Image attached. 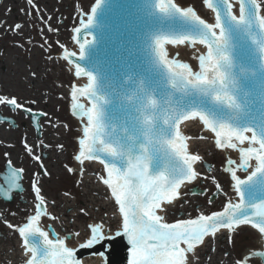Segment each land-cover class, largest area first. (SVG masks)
I'll list each match as a JSON object with an SVG mask.
<instances>
[{
	"label": "snow or ice",
	"instance_id": "1",
	"mask_svg": "<svg viewBox=\"0 0 264 264\" xmlns=\"http://www.w3.org/2000/svg\"><path fill=\"white\" fill-rule=\"evenodd\" d=\"M26 2L30 6L33 5V0ZM202 2L213 14L212 22L202 18L193 6H180L174 0H156L154 9L165 18L178 21L179 30L160 33L153 37V65L163 72L168 86L173 92L181 94V98L190 95L208 97L213 104L226 106L233 115L226 120L198 107L185 108L180 101L170 104L162 116L163 130L167 131L162 130L160 138L155 143L176 161L171 168L156 174L150 173L149 165L153 157L149 146L154 141L147 133L144 135L145 143L139 146L140 154L135 156L132 155L131 147L124 149L101 138L105 130L102 105L106 101L98 92L97 77L79 65L75 67L76 77H87L86 86L73 87L71 93L72 109L87 121L83 128V139L79 141V154L75 156V160L82 164L85 160L96 159L103 165L107 173L103 184L111 190V196L119 206V215L122 216V224L119 217L117 218V227L122 228V231H117L116 236L126 237L131 246L128 264H191L190 255L199 253L200 247L207 243L206 237H216L221 230L231 233L238 225L251 224L264 235V198L259 202L255 201L257 193L264 197V127L257 132L250 125L241 126L234 123L240 119L242 109L236 97L228 90L226 83L228 74L222 68L223 65L231 66V58L224 49L229 45L233 33H238L250 37L260 55L261 69L264 70V14H262L264 0H202ZM102 3L103 0H95L91 14L87 16V23L81 21L83 28L87 29L93 25L95 13ZM14 27L19 29L22 25L17 24ZM75 31L79 33L80 28H76ZM90 43L92 41L87 39L79 43L80 59L84 58L85 47ZM166 45L177 46L173 50L175 58H170ZM181 45L194 49L201 45L206 49V54H198L195 57L198 61V70H194L186 62H180L178 46ZM73 55L74 53L67 54L65 59L70 60ZM231 83L235 84V81ZM171 96L172 93L169 94L170 99ZM81 97L87 99L88 105L80 102ZM0 105L17 109L23 107L16 98L9 99L3 95H0ZM147 106L153 108L158 106L157 99L151 94L147 97ZM24 111L30 112V109L25 108ZM38 115L44 114L33 112L31 119L35 121ZM195 120H199L205 130L214 134L217 149L238 152L239 162L227 161L230 167L225 171L229 172L232 187L240 201L224 203L222 211H211L207 214L201 212L195 218L165 223L162 220L174 206L172 202L179 198L182 185L208 178L197 171L195 166L203 163L202 158L199 154H189V145L180 132L182 122ZM143 123L151 128L153 117L145 116ZM246 143L248 146L242 147ZM25 148L29 153L32 152L27 144ZM97 153H104L113 161L125 160L126 167L121 170L114 162L109 163L100 159ZM35 159L40 160L41 157L36 156ZM252 160L256 162L254 170L246 179H241L237 175V170L247 169L251 166ZM22 171L21 169L12 173V187H19L16 181ZM209 176L215 181L216 189L221 190L222 185L219 181L211 174ZM258 176L262 178L259 182L256 180ZM246 185L251 189L249 191L251 201L245 200ZM31 187L37 201L35 214L29 216L23 226L7 223V227L18 232L24 249L30 253L25 264H80L75 250L66 246L64 239L53 241L49 239L47 232L37 227L46 201L38 182L34 181ZM161 202H167L163 216L157 214ZM248 208L253 209L251 216L247 212ZM87 229V238L80 248L95 252L96 247H102L108 238L101 224L93 222ZM35 234H39L46 245L42 252L30 240ZM255 258L264 260V252H256L250 257ZM235 264H245L244 258Z\"/></svg>",
	"mask_w": 264,
	"mask_h": 264
},
{
	"label": "water",
	"instance_id": "2",
	"mask_svg": "<svg viewBox=\"0 0 264 264\" xmlns=\"http://www.w3.org/2000/svg\"><path fill=\"white\" fill-rule=\"evenodd\" d=\"M174 1L180 6H193L202 18L208 22L213 21V14L203 5L202 0ZM155 2L156 0H103L102 5L95 13L93 25L87 29L82 26L77 27L80 28L79 33L74 31V41L78 47L79 43H83L86 39L92 41L85 47L84 58L80 59V54H74L70 60H67L74 67L79 65L83 69L91 71L97 77L98 92L106 101L102 105L104 112L103 123L105 125L104 133L101 134L103 140L114 146L119 145L124 149L131 147L132 155L135 156L140 154L139 146L145 143V133L153 139V144L149 146L150 154L153 157L149 165L151 174L169 169L176 164V161L167 154V151L155 143L160 138L163 130L162 116L164 115V110L170 104H176L180 101L185 108L189 106L198 107L209 114H214L218 118L226 120L233 115L226 106L215 105L208 97L190 95L181 98V94L173 92L168 86L163 72L154 67L152 57L153 37L160 33L179 30L178 21L165 18L158 10L154 9ZM236 10H238L237 6ZM165 47L170 53V58H175L173 50L177 46L166 45ZM189 47L191 46H178V51L179 49L188 50ZM192 49L195 57L198 54H206L205 48L200 46ZM224 51L231 58V66H222L223 71L228 74L226 81L228 90L236 97L242 109L240 119L234 121V123H238L241 126L250 125L254 130L260 132L261 128L264 127V70L261 69L260 55L256 51V47L251 42L250 37L238 33H233L232 39ZM190 55V51H186V55L181 54L180 62H186L194 70H198V65H196L198 61ZM231 81H235V84L231 83ZM170 93H172L171 99L169 97ZM149 94L157 99V107H146ZM70 110L73 116L82 117L76 114L72 107ZM26 113L31 116L33 112ZM41 116L38 115L35 121L31 119L36 130L39 129L37 121ZM145 116L153 117V126L151 128L143 123ZM0 119L10 123L13 122L12 118L2 117L1 114ZM85 119L81 118L79 120ZM190 122L181 125V129L186 135H188L186 130H189L192 126ZM195 125L198 128H202V125L198 124V122ZM163 131L166 132L167 130ZM194 136L196 140L199 138L207 140L200 143L197 142L204 150L202 152L203 163H199L196 168L197 171L208 178L198 179L192 185H182L179 190L180 196L178 200L176 199L172 202L174 206L169 209L162 222L175 223L180 219L195 218L201 212L207 214L211 211H219L224 203L237 200L232 181L230 180V174L225 169L230 167L227 163L228 160L239 162L238 152L231 149H217L214 139L211 142L210 137H207L203 131L198 132ZM194 139L192 137L187 141L189 150L196 145ZM247 146L246 143L242 147ZM97 147H100V145H97ZM197 147L199 148L198 145ZM97 155L106 162H114L117 168L121 170L126 167L125 160L113 161L104 153H97ZM254 163V160L251 161V166L245 171L237 170V175L240 178L245 176L247 172L255 167ZM205 164L207 167H205ZM14 171L16 169L6 165L4 173L0 174V178L3 181V184L0 185V197L9 202L12 201L14 192L21 193L24 190L20 182L21 172L16 181L19 187H12V173ZM209 174L214 176L216 181H219L222 185L221 190L216 189L215 181L210 178ZM261 179L259 176L256 178L258 182ZM244 187L245 200L251 201L252 198L249 196L251 189L247 185ZM192 188H194L193 191ZM216 192L215 197L214 193ZM211 195V199L215 197L213 200L210 199ZM5 196H10L11 198L6 199ZM262 198L264 197L257 193L255 201L259 202ZM166 204L163 203L161 208L157 210L158 215L163 216ZM252 211L253 209L251 208L247 209L249 216H251ZM44 212L45 207L43 208ZM40 221L41 218L37 223V227H39ZM231 233H235V230L233 229ZM218 235L219 233L215 237L216 239ZM107 238V242L102 247L97 246L95 252L78 247L75 250V255L80 264L82 257L100 253L104 254L105 264H128L131 246L128 244L127 238L122 236H107ZM30 240L41 252L46 247L43 243V238L39 234L30 237ZM182 247L184 246L182 245ZM261 252H264V244ZM252 256L253 253L248 258ZM260 261L264 264V260L260 259ZM82 264H104V258L101 255L85 258Z\"/></svg>",
	"mask_w": 264,
	"mask_h": 264
},
{
	"label": "rangeland",
	"instance_id": "3",
	"mask_svg": "<svg viewBox=\"0 0 264 264\" xmlns=\"http://www.w3.org/2000/svg\"><path fill=\"white\" fill-rule=\"evenodd\" d=\"M91 3L92 0H51L53 15L59 18L52 35L28 42L27 45L22 42L0 43L3 53H7L4 56L6 58L0 59V88L5 86L4 91L0 90V95L9 99L16 98L22 106L44 112L43 121L46 126H43L42 132L44 138H49L46 144L48 153L51 154L48 160L40 162L46 173L39 175L38 168L35 169L34 165L39 161L33 162L25 148V144L32 149L36 147L25 139L29 134L27 130L19 126L13 128L0 121L3 135L0 138V172L5 163L22 169L24 187L22 193L14 194L11 202L0 198V264H24L17 248L20 236L17 231L7 227V223L23 226L27 218L35 213L37 201L32 192V184L29 183L32 175L36 176V182L48 206L54 203L57 206V209H52V214L45 213L46 217L41 215L38 226L42 231L48 233V227L53 226L60 238L69 241V245L73 237L85 238V241L87 226L93 222L107 223L110 235L120 229L112 213L117 208L114 200L109 201V194L97 188L96 182L104 178L102 172L92 164L81 166L80 169L75 163L80 123L70 114L69 106L72 102L67 95V90L72 89L74 78L68 69L71 66L60 56L62 48L71 50L72 29L80 23L83 15L86 17ZM81 12L84 14H80ZM24 47L27 50L33 48L31 54H23ZM11 53L12 58L9 57ZM0 113L12 116L18 124L21 121L16 112H4L0 108ZM55 125L58 126L57 130ZM38 143L41 150L39 140ZM59 209L61 210L56 215ZM234 230L235 233L223 231L217 239H213V243L208 246L207 252H213L208 263L235 264L243 257L245 264H261L258 259H250L248 256L261 250L262 235L250 226ZM58 235H51L50 238L57 240ZM205 256L201 254V258Z\"/></svg>",
	"mask_w": 264,
	"mask_h": 264
},
{
	"label": "flooded vegetation",
	"instance_id": "4",
	"mask_svg": "<svg viewBox=\"0 0 264 264\" xmlns=\"http://www.w3.org/2000/svg\"><path fill=\"white\" fill-rule=\"evenodd\" d=\"M59 18L53 15V9L51 0H33V5H29L26 0H0V43H17L22 42L24 45H27L28 42L38 41L39 39H46L50 35L53 34L54 28L57 27V21ZM22 25L21 28L16 29L15 25ZM63 24V23H62ZM25 48V47H24ZM1 49V48H0ZM33 48H29L28 50L25 48L23 50V54L25 52L31 54ZM4 50H0V59H4L6 57L3 53ZM14 53V52H12ZM12 53L10 54V58H12ZM4 110L6 112L17 113V117L21 118L18 126L27 130L29 133L26 138L30 141V143L35 144L36 147L32 149L30 154V158L35 161H39L38 164H35V169L38 168V174L43 176L45 175L44 166L40 162L44 160H48L47 158L51 155L48 153L49 148L46 144L48 143V139L44 138L43 126L45 127V120L42 117L39 120V124L41 128L36 130L33 126V122H31L30 117L25 115L21 110H11L9 107L5 105ZM20 112V113H19ZM33 136V137H32ZM33 138L35 140H33ZM40 141L41 150H39ZM52 151L53 149L50 148ZM57 151V149H56ZM36 156H40L41 159H35ZM34 181H37L35 175L31 176L29 181L32 184Z\"/></svg>",
	"mask_w": 264,
	"mask_h": 264
},
{
	"label": "bare ground",
	"instance_id": "5",
	"mask_svg": "<svg viewBox=\"0 0 264 264\" xmlns=\"http://www.w3.org/2000/svg\"><path fill=\"white\" fill-rule=\"evenodd\" d=\"M264 12H262V14H263ZM84 18V17H83ZM87 18V15H86V17L84 18V19H86ZM60 56H61V53H60ZM69 69V72L70 73H72V71H74L73 70V67L71 68V67H69L68 68ZM79 79V78H78ZM9 82H11L10 80H9ZM85 82V79H83V80H77L76 79V85H83V83ZM1 85V84H0ZM0 90H2V91H4L5 90V86L4 85H2V87L0 88ZM71 93H72V90H67V95L68 96H70V98H71ZM79 123H80V129H79V131H80V139L83 137V128L85 127V125H86V123H87V121H86V119L85 120H79ZM54 127H56V130L58 129V126H54ZM1 130H0V138L1 137H3V135H1ZM4 134V133H3ZM77 163V167L79 168L80 167V169H81V166H82V164H80V163H78V162H76ZM87 163H90V162H85V164H87ZM92 165H94V167L96 168L97 167V164H95V163H91ZM103 179L104 178H102V179H99L98 180V182H96L97 183V188H101V189H103V190H105L108 194H109V201H111L112 200V196H111V193H109L108 192V189H107V187H106V185H104L103 184ZM82 197H84L83 195H82ZM81 197V198H82ZM90 199H88V201H89ZM45 207H46V214H52L53 212H52V209L54 210V209H57V206H56V203H54V204H51L50 206H48V202H46L45 203V205H44ZM61 209H59V210H57V213H55L56 215L58 214V211H60ZM112 213L114 214V217H115V219H116V221H117V218L119 217V221H121V216L119 215V211H118V208H114L113 209V211H112ZM43 216H45L46 217V215L44 214ZM42 217V216H41ZM96 224H101L102 225V227L104 228V230H105V234H109V227H108V225H107V223H105V222H102V223H99V222H95ZM89 225V224H88ZM58 231H57V229L56 228H54L53 226H51V228H49L48 227V237L50 238V236L52 235V236H56V235H58L59 233H57ZM87 232H88V229H87ZM87 232L85 233V237L87 238ZM224 232H226V233H228V231H224ZM219 234H223V231H221ZM215 237H208L207 238V243L203 246V247H201L200 248V251H199V253L198 254H192V255H190V260H191V264H210V263H208L209 262V259H210V255H212L213 254V252H207L208 251V246L210 247V244L211 243H213L212 241H213V239H214ZM58 239H62V238H60V236L58 235V237H57V240ZM85 238H77V237H73L72 238V243L70 244L69 243V245L67 244V242H69V241H65V243H66V246H68V247H71V248H74L75 246H77V245H80L82 242H83V240H84ZM17 248H18V254H19V257H22V259L24 260V261H26V259L27 258H29V255H30V253H27L26 252V250L24 249V246H23V243H22V240L19 238V241H18V243H17ZM208 253V254H207ZM201 254H203L204 256H205V254H206V256H205V258H201ZM209 255V256H208ZM208 256V257H207ZM204 259V260H203ZM212 260V259H211Z\"/></svg>",
	"mask_w": 264,
	"mask_h": 264
}]
</instances>
